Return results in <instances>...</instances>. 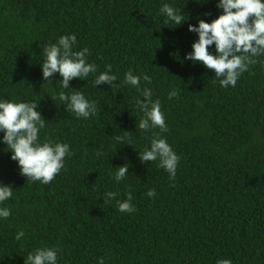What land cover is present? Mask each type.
Returning <instances> with one entry per match:
<instances>
[{
    "label": "trees",
    "instance_id": "1",
    "mask_svg": "<svg viewBox=\"0 0 264 264\" xmlns=\"http://www.w3.org/2000/svg\"><path fill=\"white\" fill-rule=\"evenodd\" d=\"M216 2L0 0V99L38 103L47 121L40 140L67 143L71 152L43 184L21 175L0 143V181L13 189L0 204L11 209L0 221V264H24L45 246L60 250L58 264H264V56L226 88L184 59L196 38L188 24L214 19ZM165 3L188 21L165 23ZM69 34L77 37L73 50L88 48L98 69L70 82L96 102L88 119L53 98L62 90L58 73L42 78V45ZM108 65L117 81L95 87ZM128 70L150 76L141 87L160 100L166 131L136 129L143 113L139 92L122 83ZM156 133L179 157L174 178L158 160L139 158ZM125 163L129 173L117 182L114 168ZM107 192L131 194L135 210L120 212L116 200L105 202Z\"/></svg>",
    "mask_w": 264,
    "mask_h": 264
},
{
    "label": "clouds",
    "instance_id": "2",
    "mask_svg": "<svg viewBox=\"0 0 264 264\" xmlns=\"http://www.w3.org/2000/svg\"><path fill=\"white\" fill-rule=\"evenodd\" d=\"M216 8L219 14L214 19L209 21L198 17L196 24H188V31L194 33L196 38L184 59L211 70L219 79L221 87H235L240 75L255 62L253 58L264 56V0H217ZM160 12L165 17V23L175 24L177 27L189 19L185 20L183 13L168 3L162 6ZM76 42V35L69 34L60 36L55 43H44L40 67L46 83L55 74H59L62 90L54 93L53 98L66 104L67 110L77 118L88 119L97 112L96 102L87 99L77 88L71 87L70 82L74 79L84 81L98 69L94 63L87 61L90 55L88 48L73 50ZM117 79L112 73L111 65H108L105 71L95 77L94 85L97 87L107 84L110 87ZM141 80L151 82L147 74L136 75L133 70H128L122 81L124 85L139 92L136 104L143 115L138 125L136 124V129L138 127L147 133L150 129L159 127L162 132L166 131L160 100L152 99V89L141 87ZM175 96V90L168 93L169 99ZM46 125L47 121L42 116L38 103L0 99V133H3L0 143L7 146L10 158L17 162L21 175L43 184H48L55 178L64 168L65 158L71 155L70 145L67 143L40 140L41 130ZM115 139L123 143L125 137L117 135ZM128 139L130 140V136ZM138 154L141 162L158 160V166L165 169L170 178L176 176L179 157L159 133L154 134L150 146ZM97 155L102 156L103 153ZM128 168L127 163L115 167L114 179L117 182L123 181L129 173ZM147 195L154 197L155 190L149 189ZM12 196V186L0 181V204ZM116 197L117 193L107 192L105 202L116 200L120 212L131 213L135 210L131 194L123 200ZM10 215V208L0 207V221L7 220ZM24 236L25 233L21 230L16 233L15 238L20 240ZM59 251L56 247L36 248L27 253L24 264H58ZM98 264H105L104 258H100ZM216 264H232V261L220 259Z\"/></svg>",
    "mask_w": 264,
    "mask_h": 264
}]
</instances>
